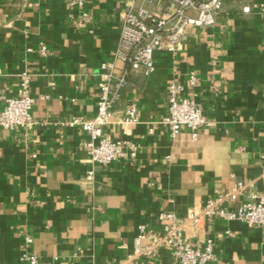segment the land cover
<instances>
[{
  "label": "crops",
  "instance_id": "crops-1",
  "mask_svg": "<svg viewBox=\"0 0 264 264\" xmlns=\"http://www.w3.org/2000/svg\"><path fill=\"white\" fill-rule=\"evenodd\" d=\"M128 4L89 0L83 18L68 0H0V108L27 71L36 120L31 130L0 126V264H19L26 235L52 264H172L166 246L133 256L140 223L160 230L161 211L182 218L238 181L249 185L232 206L264 189V0H224L214 25L188 27L174 55L155 52L151 75L130 69L104 130L134 139L138 155L90 161L89 134L64 121L96 114L99 67L114 57ZM191 71L198 79L185 94L211 124L196 139L187 127L172 138L162 119L169 85H187ZM132 106L138 120L126 125ZM187 233L195 243L214 239L209 264H264V227L216 217Z\"/></svg>",
  "mask_w": 264,
  "mask_h": 264
},
{
  "label": "built area",
  "instance_id": "built-area-1",
  "mask_svg": "<svg viewBox=\"0 0 264 264\" xmlns=\"http://www.w3.org/2000/svg\"><path fill=\"white\" fill-rule=\"evenodd\" d=\"M88 1L68 0L70 7L79 9L83 18L88 16L85 10ZM137 1L129 0V4L122 9L120 40L114 57L100 64L96 114L89 119L74 115L64 121L65 125L81 128L89 134L85 147L92 163L110 164L121 158H136L139 145L134 139L112 137L104 130L113 120L114 107L121 97L129 70H142L145 75H151L155 70V52L165 51L174 55L188 27L214 25L224 0H140L139 6ZM146 3H153L159 10L149 8ZM244 9L249 10V7ZM40 53L48 55L50 50L42 44ZM118 63L125 64L127 68L119 72ZM197 79V74L191 71L187 85L176 82L169 85L168 105L162 119L172 138L187 127L196 139L198 131L211 124L196 100L185 94L187 87L195 86ZM30 84V73L22 72L17 94L4 97L5 104L0 108L1 127L13 129L22 126L27 130L34 127L36 120L32 108L35 99L31 95ZM137 120L135 106L128 108L122 119L126 125ZM94 176L95 171L90 169L87 177L92 179ZM259 178L264 185V171ZM248 185V182L238 181L229 193L209 197L182 218H178L174 211H161L163 225L160 230L140 223L133 256L153 257L160 247L166 246L171 249L172 264H209L216 258L214 239L208 236L201 243H195L187 229H202L216 217L241 221L255 228L264 227V189L250 192L237 206L231 205ZM227 232L230 233V230ZM143 240L147 242L143 243ZM32 242L33 238L26 235V249L19 264H52L41 260L37 253L30 250Z\"/></svg>",
  "mask_w": 264,
  "mask_h": 264
}]
</instances>
